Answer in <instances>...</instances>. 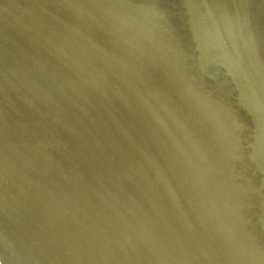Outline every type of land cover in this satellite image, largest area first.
Masks as SVG:
<instances>
[{
  "label": "water",
  "instance_id": "1",
  "mask_svg": "<svg viewBox=\"0 0 264 264\" xmlns=\"http://www.w3.org/2000/svg\"><path fill=\"white\" fill-rule=\"evenodd\" d=\"M2 264H264V0H0Z\"/></svg>",
  "mask_w": 264,
  "mask_h": 264
},
{
  "label": "bare ground",
  "instance_id": "2",
  "mask_svg": "<svg viewBox=\"0 0 264 264\" xmlns=\"http://www.w3.org/2000/svg\"><path fill=\"white\" fill-rule=\"evenodd\" d=\"M1 261H2V260H1V258H0V264H2V262H3V261H2V262H1Z\"/></svg>",
  "mask_w": 264,
  "mask_h": 264
}]
</instances>
